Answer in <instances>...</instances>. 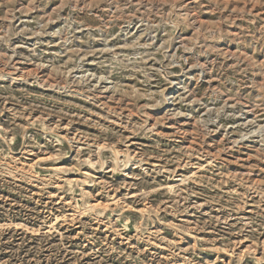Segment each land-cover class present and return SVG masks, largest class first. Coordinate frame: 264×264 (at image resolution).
Masks as SVG:
<instances>
[{
	"label": "rangeland",
	"instance_id": "374dc122",
	"mask_svg": "<svg viewBox=\"0 0 264 264\" xmlns=\"http://www.w3.org/2000/svg\"><path fill=\"white\" fill-rule=\"evenodd\" d=\"M0 264H264V0H0Z\"/></svg>",
	"mask_w": 264,
	"mask_h": 264
}]
</instances>
